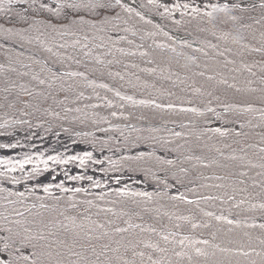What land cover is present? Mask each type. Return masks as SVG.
<instances>
[{"label": "trees", "instance_id": "16d2710c", "mask_svg": "<svg viewBox=\"0 0 264 264\" xmlns=\"http://www.w3.org/2000/svg\"><path fill=\"white\" fill-rule=\"evenodd\" d=\"M142 1L156 11L155 1ZM157 14L213 43L176 40L120 0H0V131L28 119L64 131L160 123L106 139L80 134L154 147L110 154L102 169L139 173L156 190L0 185L4 264H264V0ZM16 43L81 73L51 69ZM228 103L236 105L220 117L239 128L207 126V107ZM21 166L17 177L43 169ZM175 184L180 191L166 190Z\"/></svg>", "mask_w": 264, "mask_h": 264}, {"label": "rangeland", "instance_id": "374dc122", "mask_svg": "<svg viewBox=\"0 0 264 264\" xmlns=\"http://www.w3.org/2000/svg\"><path fill=\"white\" fill-rule=\"evenodd\" d=\"M125 5L132 6L136 8L142 15L154 21L161 29H164L170 36L174 37L176 40L190 41L192 43L198 44L199 42H208L203 38H196L191 35L189 32H180L176 28L170 26L169 24L162 21L161 17L157 14V11H162L163 13L169 16H178V12L182 9H185L187 6H198L203 8H209L216 5H223L226 3H248L249 0H153L156 2V11H147L143 8L142 2L140 0H120ZM212 113L209 117L206 118L207 126L215 127L217 129H222L230 123L223 121L219 116V109L212 108ZM41 123L34 124H22L20 126H16L10 130L0 131V155L3 159L8 160L9 164L5 166V168L0 169V174L4 173L5 169H10L12 164L15 162H21L24 166L27 164V158L39 160L43 163H47L46 168L39 174L47 175V179L43 182H51L57 181L62 182L64 177L73 176H81L80 178H75L77 180H68V183L71 181L79 182V184L91 183L93 182L96 187H100L98 181H102V183L111 182L114 183L119 188H122L124 184H138V180L135 178H127L120 174V176L115 177H105L100 171L104 172L100 168L103 165L105 157L109 154V152H117L116 155L125 153V151H121V149H115L114 147H109L108 144L104 141L93 140L92 138H76L74 135L67 139L66 142H63V139L60 137L56 138L59 134H62L60 129L53 128L52 126H45ZM171 124V123H170ZM238 123H234V127L238 126ZM171 127V126H170ZM110 127H105L103 130H98L94 132L99 138L106 139L110 136L118 137L122 135L124 132V127H118L122 129L121 131H104ZM114 128V127H113ZM65 135H71V132H64ZM49 137H53L54 144L59 146L54 149H49L45 147L41 142ZM51 139V140H52ZM31 140L35 141L31 143ZM27 143V144H26ZM96 143L98 144L96 146ZM27 147H25L26 145ZM76 144H79L76 145ZM24 146V149H21V146ZM6 147L12 148L16 153H8L5 151ZM145 150H147L145 148ZM42 151L45 153L43 154ZM129 153H133V151H129ZM50 155H54L55 157H65L73 155L75 157V164L79 165L78 162L85 158L86 166H83L81 171L75 169L74 166L69 167L62 164L63 162H53ZM76 166V165H75ZM11 175H17V170L10 171ZM161 174V173H160ZM43 177V178H44ZM46 178V177H45ZM12 181H19L21 183L20 186H13L15 189L25 188L29 186L27 182L28 179L25 178H12ZM84 183V184H85ZM83 184V185H84ZM226 214V213H222ZM27 250V249H25ZM0 257L6 260V255L4 252L0 250Z\"/></svg>", "mask_w": 264, "mask_h": 264}, {"label": "snow or ice", "instance_id": "6c2138e0", "mask_svg": "<svg viewBox=\"0 0 264 264\" xmlns=\"http://www.w3.org/2000/svg\"><path fill=\"white\" fill-rule=\"evenodd\" d=\"M74 7V6H73ZM94 7H97V8H100V9H103L105 6L103 4H98V5H94ZM26 258V257H25ZM0 264H4L3 261H0Z\"/></svg>", "mask_w": 264, "mask_h": 264}, {"label": "water", "instance_id": "95a60500", "mask_svg": "<svg viewBox=\"0 0 264 264\" xmlns=\"http://www.w3.org/2000/svg\"><path fill=\"white\" fill-rule=\"evenodd\" d=\"M70 72H71V71H68L67 73H70ZM150 124H152V125H156V124H153V123H150ZM26 144H27V143H26ZM26 144H25V145H26ZM25 145H24V146H25ZM24 146L22 145V146H21V149H24V148L27 147L28 145H26L25 147H24ZM9 150H10V149H9Z\"/></svg>", "mask_w": 264, "mask_h": 264}, {"label": "bare ground", "instance_id": "6f19581e", "mask_svg": "<svg viewBox=\"0 0 264 264\" xmlns=\"http://www.w3.org/2000/svg\"><path fill=\"white\" fill-rule=\"evenodd\" d=\"M56 147H59V146H56ZM60 148V147H59Z\"/></svg>", "mask_w": 264, "mask_h": 264}]
</instances>
